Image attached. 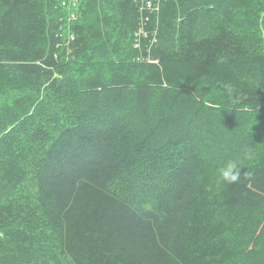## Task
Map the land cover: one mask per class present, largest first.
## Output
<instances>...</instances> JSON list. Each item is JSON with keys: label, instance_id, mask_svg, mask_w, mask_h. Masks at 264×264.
<instances>
[{"label": "trees", "instance_id": "1", "mask_svg": "<svg viewBox=\"0 0 264 264\" xmlns=\"http://www.w3.org/2000/svg\"><path fill=\"white\" fill-rule=\"evenodd\" d=\"M0 264H264V0H0Z\"/></svg>", "mask_w": 264, "mask_h": 264}, {"label": "clouds", "instance_id": "2", "mask_svg": "<svg viewBox=\"0 0 264 264\" xmlns=\"http://www.w3.org/2000/svg\"><path fill=\"white\" fill-rule=\"evenodd\" d=\"M221 178L228 182L232 183L239 179V172L237 170V164L235 162H229V164L220 170Z\"/></svg>", "mask_w": 264, "mask_h": 264}, {"label": "built area", "instance_id": "3", "mask_svg": "<svg viewBox=\"0 0 264 264\" xmlns=\"http://www.w3.org/2000/svg\"><path fill=\"white\" fill-rule=\"evenodd\" d=\"M63 5H64V3H63ZM75 15H76V13H73L72 15H70V16H69V21L74 20ZM70 39H72V37H70Z\"/></svg>", "mask_w": 264, "mask_h": 264}]
</instances>
